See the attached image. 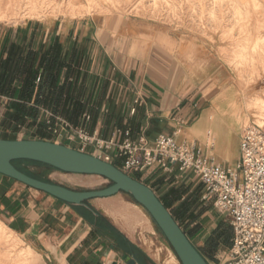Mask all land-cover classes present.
<instances>
[{
	"label": "crops",
	"instance_id": "0c3cea01",
	"mask_svg": "<svg viewBox=\"0 0 264 264\" xmlns=\"http://www.w3.org/2000/svg\"><path fill=\"white\" fill-rule=\"evenodd\" d=\"M232 1L245 7L247 0ZM70 3L75 7L86 5L84 0ZM152 16L84 17L74 19L67 29L60 31H48L37 24L9 28L0 32V51L6 38L10 43L32 44L36 49L57 39L68 47L76 43L82 56L81 70L96 82L94 98L100 93L102 96V105L90 125L93 132L109 139L116 129H130L133 138L145 135L154 139L160 134L172 136L180 127L179 121L184 120L179 142H197L225 168L235 170L240 161V141L234 152H226L225 139L227 135L231 138V132L215 114L204 115L203 111L198 114L207 100H197L198 95L190 98L189 91L190 87L229 83L225 73L228 69L220 56L225 48L221 35L207 31L208 37L202 40L199 35L176 29L160 16L159 19ZM6 102L1 100L4 106ZM132 109H136L135 114ZM0 134L3 139L1 129ZM44 141L79 150L77 143L67 144L53 134ZM32 164L41 166L47 176L17 168L39 180L75 190L56 180L66 178L67 173ZM138 177L171 206L170 211L187 200L191 212L197 216L191 228L200 229L192 243L209 264L223 261L231 247L232 227L215 207L214 200L205 199L206 189L200 180L190 172L180 173L177 168L172 173L152 168ZM123 194L70 205L0 174V223L24 239L33 253L48 264H124L126 257L134 264H160L136 241L135 233L115 217L119 205L136 204L131 197L129 201L122 197ZM179 196L181 200L175 201ZM205 221L214 223L201 250L194 241L205 236ZM219 230L229 232V244H220L213 252L207 243Z\"/></svg>",
	"mask_w": 264,
	"mask_h": 264
},
{
	"label": "rangeland",
	"instance_id": "374dc122",
	"mask_svg": "<svg viewBox=\"0 0 264 264\" xmlns=\"http://www.w3.org/2000/svg\"><path fill=\"white\" fill-rule=\"evenodd\" d=\"M8 1L0 0V18L10 13L11 9L16 15L11 18L8 14L5 19H0V32L28 24L40 25L48 31H60L67 29L74 19L84 17L95 19L148 14L156 19L160 16L176 29L199 35L202 40L208 37L207 31L213 30V33L221 35L220 41L225 48L221 49L220 56L228 69L226 76L228 74L230 79L228 84L189 88L192 93L190 98L198 95L197 100H207L198 114L201 111L204 115L215 114L225 124L228 133L231 132V138L227 135L225 139V151L231 153L235 151L244 128L255 118L264 116L251 107L259 98L264 101V79L258 78V74L264 72V0H247L245 7L235 5L232 0H84L86 5L83 7H75L70 0H16L14 6ZM148 3L152 5L148 7ZM75 28L76 25L74 36ZM209 40L213 42L211 37ZM0 107L2 113L5 106L1 101ZM190 124L191 121L187 126ZM23 138L25 130L20 135V140ZM16 166L30 174L47 176L41 166L31 162H18ZM65 177L56 180L77 191L102 190L111 185L110 181L99 176L67 174ZM132 177L138 178V175L133 174ZM122 197L128 201L131 199L126 194ZM119 206L114 211L115 217L135 233L136 241L152 257L160 264H181L164 235L141 206L127 203ZM213 223L203 222L205 236L194 241L199 248L211 233ZM179 224L194 239L189 222L179 221ZM5 236L6 240L0 239V264H48L42 256L33 253L24 239L8 231Z\"/></svg>",
	"mask_w": 264,
	"mask_h": 264
},
{
	"label": "built area",
	"instance_id": "2783aa9c",
	"mask_svg": "<svg viewBox=\"0 0 264 264\" xmlns=\"http://www.w3.org/2000/svg\"><path fill=\"white\" fill-rule=\"evenodd\" d=\"M135 112L132 109L131 113ZM47 116L52 117L49 113ZM85 119L90 121L88 116ZM179 126L172 136L133 138L130 129H116L104 139L97 131L91 133L56 118L51 131L56 139L77 143L78 151L110 163L129 176H142L152 168L192 173L205 186V199L214 200L232 227L231 247L218 264H264V116L244 128L235 170L225 168L197 142H179L185 121H179Z\"/></svg>",
	"mask_w": 264,
	"mask_h": 264
},
{
	"label": "trees",
	"instance_id": "16d2710c",
	"mask_svg": "<svg viewBox=\"0 0 264 264\" xmlns=\"http://www.w3.org/2000/svg\"><path fill=\"white\" fill-rule=\"evenodd\" d=\"M81 63L82 56L76 43L68 47L57 39L52 44H42L36 49L32 44L10 43L6 38L0 51V101L7 100L0 118L3 139L20 140L25 130L23 140H45L52 134L56 118L75 127L83 126L92 133L94 127L90 125L95 118V111L102 105V96L100 93L94 98L96 82L83 73ZM47 113L52 117L47 116ZM84 115L90 117V121H86ZM18 162L14 163L15 166ZM134 179L139 181V177ZM181 198L179 196L175 201ZM160 200L170 210L171 206ZM171 213L178 223L188 221L189 226L197 219L187 200L171 210ZM191 230L195 235L200 229L194 226ZM185 233L192 243V237ZM229 239V232L219 230L207 244L214 252L220 244H229Z\"/></svg>",
	"mask_w": 264,
	"mask_h": 264
},
{
	"label": "water",
	"instance_id": "95a60500",
	"mask_svg": "<svg viewBox=\"0 0 264 264\" xmlns=\"http://www.w3.org/2000/svg\"><path fill=\"white\" fill-rule=\"evenodd\" d=\"M18 161L46 165L67 174L99 176L111 185L96 191L73 190L28 176L15 166ZM0 174L70 205H84L90 200L110 198L119 193L129 195L149 214L181 264H209L151 188L93 155L44 140L0 139ZM124 261L134 264L127 257Z\"/></svg>",
	"mask_w": 264,
	"mask_h": 264
},
{
	"label": "bare ground",
	"instance_id": "6f19581e",
	"mask_svg": "<svg viewBox=\"0 0 264 264\" xmlns=\"http://www.w3.org/2000/svg\"><path fill=\"white\" fill-rule=\"evenodd\" d=\"M15 1L16 0H9L8 2H9V4L10 5H15ZM248 5V4H247ZM248 7V6H247ZM10 10V9H9ZM8 14H10V16L8 15ZM7 15H4V16H2V18H0L1 20L2 19H5L6 17H11V18H13L16 14H15V11H14V9H11V11H10V13H8ZM257 17V16H256ZM262 19V18H261ZM252 24V23H251ZM262 62V61H261ZM263 62H264V60H263ZM263 65V64H262ZM264 68V67H263ZM262 68V69H263ZM262 73V72H261ZM258 78L259 79H264V72L262 73V74H258ZM258 80V79H257ZM264 101H263V99H261V98H259V99H257L256 101H255V103H253V106H251V107H253V109H257L258 111H260V114H264ZM261 117V116H260ZM9 232V230L2 224V223H0V239L1 240H6V236H5V232ZM11 233V232H10ZM10 237V236H9ZM4 246H5V244H4ZM6 259V258H5Z\"/></svg>",
	"mask_w": 264,
	"mask_h": 264
}]
</instances>
